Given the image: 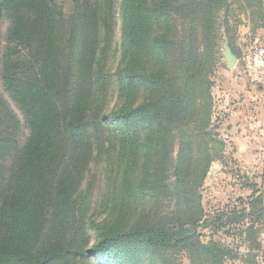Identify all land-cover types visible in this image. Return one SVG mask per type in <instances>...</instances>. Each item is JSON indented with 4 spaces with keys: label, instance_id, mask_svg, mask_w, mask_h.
<instances>
[{
    "label": "trees",
    "instance_id": "obj_1",
    "mask_svg": "<svg viewBox=\"0 0 264 264\" xmlns=\"http://www.w3.org/2000/svg\"><path fill=\"white\" fill-rule=\"evenodd\" d=\"M128 1L121 18V63L112 74L106 72L110 0H72L69 12L55 0H0V17L5 12L8 20L5 46L2 51L0 47V85L18 105L28 130L23 142L14 144L7 186L0 189V264L53 263L51 254L38 259L47 252L38 239L43 238L47 216L55 215L58 197L54 196L67 191L66 178L80 163L85 171L98 164L102 175L112 174V187L118 193L147 185L163 189V166L168 160L171 163L173 154L171 138L179 147L176 158L172 156L176 230L163 234L141 228L111 235L90 219L86 226L96 242L89 254L100 264H117V251L131 244L186 250L191 264H225L226 258H236L220 242L202 243L196 232L200 224L208 223L199 188L211 161L224 148L212 116L207 78L212 64L202 63L199 56H207L208 49L216 46V11H226L228 0ZM178 20H188V27L178 22L176 26ZM63 53L71 71L61 80L63 66L58 57ZM168 62L175 74H168ZM108 74L128 82L119 90L127 104L113 114L92 108L108 95ZM8 111L13 114L0 97V115ZM87 116L91 120H85ZM98 122L110 129L105 130L106 137L112 136L116 147L103 145L99 163L91 158L81 161L82 142L91 135L89 126ZM62 137L80 143L66 144L77 153L73 163L61 158ZM191 143L194 156L188 154ZM253 193L249 200L253 220L263 225L264 192L255 188ZM65 199L61 196V203ZM252 226L242 234L255 243ZM258 248L255 244L250 250Z\"/></svg>",
    "mask_w": 264,
    "mask_h": 264
},
{
    "label": "rangeland",
    "instance_id": "obj_2",
    "mask_svg": "<svg viewBox=\"0 0 264 264\" xmlns=\"http://www.w3.org/2000/svg\"><path fill=\"white\" fill-rule=\"evenodd\" d=\"M55 1L66 12L71 11L74 5L72 0ZM128 3V0H110L107 10L110 43L106 72L112 74L120 62L121 18ZM215 17L218 31L217 39L214 41L216 46L208 49L210 53L207 56H199L202 63L207 62L208 66L212 64V67L208 68L207 78L213 100L212 116L213 120L217 121L214 124L218 125V130L221 126H224L222 129L226 128V119L231 117L234 111L241 110L245 116L244 119L249 122L254 121L258 127L251 129L253 134L249 136L252 138L251 141L234 139L236 145L249 146L246 152L234 154L232 152L234 141L228 144L224 142L225 146H229V150L225 154L226 149L221 148L222 153L218 151L215 159L211 161L209 171L198 192L208 223L205 226L200 224L196 232L200 235L202 243L220 242L230 249L231 255L236 258H226L225 264H246V262L264 264V223L262 225L254 222V209L249 207V200L254 195L255 188L264 192V140L262 139L264 134L262 116L264 114V0H228L227 10H217ZM225 21L227 25H224ZM177 22L185 28L189 25L188 20H178L175 23L176 26H178ZM7 28L8 20L6 13L3 12L0 17L1 51L5 46ZM225 48H229L237 60L233 68L227 65L224 58ZM171 58L170 56V61ZM58 60L63 66L61 80L66 79L71 67L65 63L67 58L64 53L62 57H58ZM167 68L168 74L172 71L175 74L172 63L168 62ZM112 74L107 75V83L111 87L108 95L99 98L92 107L100 108V112L105 114H113L127 104L125 94L120 95L119 90L128 82ZM0 97L4 99L8 110L13 113L10 114L8 111L5 116L2 115L4 112L0 115V189H2L7 186L5 180L8 167L14 157V144L17 141L23 142L28 135V130L18 105L10 98L2 85H0ZM87 117L89 119L85 120H91L89 116ZM7 119L8 123H4ZM15 119L18 124L14 122ZM232 119L237 125L244 120L239 113L232 116ZM92 120L94 121L95 118ZM16 127L18 128L15 131ZM89 127L92 128L91 135L82 142L85 151L81 161L91 158L99 163L102 160V146L106 145L115 149L116 140L112 139V136L106 137L105 130L110 129L100 122ZM108 127L112 126L108 125ZM218 134L221 139H224L221 132ZM238 135L243 139L247 138L248 131ZM225 139L228 141L227 138ZM170 142L173 154L171 163L170 160L164 163L161 175L164 178L161 183L164 188L161 190L154 185H147V188H141L139 191L130 189V191L118 193V190L112 187L114 183L112 174L102 175L98 164L96 166L91 164L86 171L81 163L77 165L74 174L66 178L67 191H63L62 195L58 192L54 196V198L58 197L56 198L58 204L54 209L55 215L48 218L49 211L47 212L46 223L41 233L43 238L40 235L38 239V242L42 239L41 242L47 246L42 251L47 252L43 256L39 255L38 259L44 260L47 254H51L52 264H100L95 262L89 254V249L96 242L93 233L86 226L90 219L111 235L141 228H155L163 234L169 229L172 232L175 231L172 156L176 158L179 147L177 140L171 138ZM60 143L63 144V149L59 150H63L62 160L68 158L70 163H73L77 153L68 150L66 144L75 146L80 143L65 137L61 138ZM192 145L193 143L188 154L191 153L190 155L194 156ZM61 196L66 198L63 203H61ZM48 198L52 200L51 195ZM43 199L45 201L46 197ZM240 201L242 206L239 207ZM43 212L38 213L39 219ZM243 214L244 217H239ZM215 216H219L220 220H215ZM252 224L250 234L251 238H256L255 243L250 241L248 234H242V231ZM26 238L22 239L24 243ZM255 244L259 248L251 251L250 248H254ZM115 259L117 264H191L186 250L131 244L122 246L117 251Z\"/></svg>",
    "mask_w": 264,
    "mask_h": 264
},
{
    "label": "crops",
    "instance_id": "obj_3",
    "mask_svg": "<svg viewBox=\"0 0 264 264\" xmlns=\"http://www.w3.org/2000/svg\"><path fill=\"white\" fill-rule=\"evenodd\" d=\"M235 113L232 115V116H236L238 113L240 114V117H243V119L245 118V116L243 115V112L241 110H237V111H234ZM232 116L231 117H228L226 119V122H225V125H226V128L222 129L224 126H221L219 130V132H221V136L224 138V139H221L220 135H219V138L221 139V141L223 142L224 146H225V143L228 144L230 141H234V139H240V140H248V141H251L252 138H250L249 136H252V132H251V129L253 130L255 127H258L257 124H254V121L253 122H249L247 119H244L243 121H241L238 125L237 123L232 119ZM263 118H264V114H262ZM252 123V124H251ZM264 123V122H263ZM248 126V128H247ZM248 131V136L247 138H241L238 134L239 133H246ZM249 137V138H248ZM228 139V141H226V139ZM264 140V134H263V138ZM225 142V143H224ZM249 144V143H248ZM230 146H232V144H230ZM248 145H243V144H239V145H236L235 144V141H234V146L232 148V152L234 154H237L239 155V153H244L248 150ZM225 150V154H226V151L229 150V146H225L224 147Z\"/></svg>",
    "mask_w": 264,
    "mask_h": 264
},
{
    "label": "water",
    "instance_id": "obj_4",
    "mask_svg": "<svg viewBox=\"0 0 264 264\" xmlns=\"http://www.w3.org/2000/svg\"><path fill=\"white\" fill-rule=\"evenodd\" d=\"M224 58L230 68L235 66L237 60L229 48H225Z\"/></svg>",
    "mask_w": 264,
    "mask_h": 264
}]
</instances>
